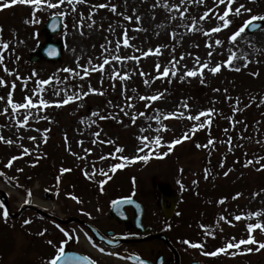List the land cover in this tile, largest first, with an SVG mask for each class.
Segmentation results:
<instances>
[{
	"label": "rangeland",
	"instance_id": "rangeland-1",
	"mask_svg": "<svg viewBox=\"0 0 264 264\" xmlns=\"http://www.w3.org/2000/svg\"><path fill=\"white\" fill-rule=\"evenodd\" d=\"M74 4L73 8L64 0L57 8L43 7L35 13L37 23L26 22L33 19V9L28 5L0 10V38L9 43L4 63L11 71L9 75L0 66V77L7 81L0 86V97H4L0 100V137L4 138L0 140V190L11 212L21 210L17 218L9 219L1 215L0 202V264H45V259L42 262L39 258L50 257L54 248L68 242L74 249L85 250L82 235L73 224L65 228L74 234L67 241L51 218L37 216L28 206L38 200L48 205L47 209L39 208L59 218L73 213L96 216L104 222L111 187L102 188L101 177L110 178L111 185L120 191L131 188L128 183L136 181L139 191L134 195L145 202L148 210L156 207L150 191L154 182L176 188L180 203L169 221L170 229L177 244L195 253V258H208L205 249L247 238V224H264V168L260 167L264 164V38L253 36L264 20L258 19L260 28L245 30L235 41L229 37L251 16H264V0H235L233 10L243 4L251 12L242 10L239 16L230 13L232 23L216 33L210 30L222 25L219 16L227 0L224 4L219 0H74ZM100 4L106 7H98ZM205 12L207 17L201 19ZM54 14L64 22L61 31L53 36V40L64 42L62 57L55 63H29V53L44 42V24ZM125 30L128 46L123 44ZM217 40L222 43L216 44ZM158 46L160 53L155 54ZM150 49L152 52L145 57L143 53ZM116 56L121 59L115 60ZM229 56H233L231 66L225 63ZM105 58L109 63L103 71L83 76L85 67L98 66ZM205 62L208 67L201 69ZM157 64L161 66L159 70ZM216 64L221 69L213 74L210 69ZM173 65L175 75L171 74ZM165 67L170 71L162 76ZM65 68L73 69V73L63 71ZM188 70H198V74L187 76ZM50 77L51 83L41 86L43 90L33 96L37 81ZM12 82L15 89L11 88ZM90 86L97 91H90ZM9 91L17 103H23L26 94L34 102L43 98L52 103L13 113L7 104ZM85 92L88 95H83ZM70 95L81 98L59 107L54 103ZM152 95L160 98H139ZM209 109L213 111L207 117L188 119L189 115L195 117ZM29 111L27 123H18ZM169 113L176 115L169 117ZM201 124L203 127H199ZM185 134L190 139H182ZM141 137L147 139L142 141ZM157 137L161 138L158 147L154 144ZM174 139L181 143L169 153L168 146ZM209 139L213 141L211 145ZM198 144L207 146L197 147ZM117 147L123 151L116 152ZM137 148L144 150L138 152ZM150 152L146 163L130 162L132 157ZM157 152L168 154L157 158ZM121 156L128 157L129 162L113 173L111 166L121 163ZM12 157L18 158L8 166ZM248 160L253 163L245 166ZM62 168L71 171L61 172ZM45 191L50 199L43 196ZM74 198L75 203L70 201ZM214 199L220 200L210 201ZM236 215L242 219L236 220ZM25 220L30 223L25 224ZM253 236L264 241V232L259 229ZM185 240L202 241L209 247H187ZM48 241H52L53 249L50 245L44 247ZM248 247L254 249L257 245L232 248L219 254L222 259L216 263L264 264V249L247 252Z\"/></svg>",
	"mask_w": 264,
	"mask_h": 264
},
{
	"label": "snow or ice",
	"instance_id": "snow-or-ice-1",
	"mask_svg": "<svg viewBox=\"0 0 264 264\" xmlns=\"http://www.w3.org/2000/svg\"><path fill=\"white\" fill-rule=\"evenodd\" d=\"M76 3H80L82 2V0H75ZM200 2H202V0H200ZM219 2L221 4H224L225 3V0H219ZM64 3V0H56V2H52V0H5V2L3 3H0V10H4V9H7V8H10L16 4H24V5H28L30 7H32L33 9V19L31 21H26V22H31V23H37L38 21L34 18L35 17V13L36 11L38 10H41L43 7H47V8H57L60 6V4H63ZM67 3L70 4V5H73V8L75 7V4H74V0H67ZM181 3H183V0H181ZM235 3V0H227V7L225 9V11L223 12V14L221 16H219V19L222 21V25H219L213 29H211L210 31L211 32H219L221 30V27L223 28H227L231 23L232 21L229 19V14L232 13L233 15H236V16H239L243 11L245 12H251V9H247L245 8V6L243 4L239 5V7H236L234 10L232 9V5ZM98 7L100 8H104L106 7L105 4H100L98 5ZM112 11H116V7L115 5L112 6ZM211 11V10H209ZM55 15V14H54ZM59 15L63 16L64 13H59ZM208 13L205 12L204 15L201 17V19H204L205 17H207ZM181 16H183V13H181ZM125 19H132L131 17H125ZM140 17L137 16L136 17V20H139ZM264 20V16H251L249 20L245 21V24L244 26H241L236 32H234L232 34L231 37H229L230 40L232 41H235L237 39L238 36H240V34L242 32L245 31V26H248V25H251L253 21H256V20ZM89 27H91V25H89ZM0 32H2V29H0ZM207 34V33H206ZM124 40H123V44L125 46H128V37H127V30H125L124 32ZM222 41L220 40H217L216 41V44H221ZM103 47V46H102ZM117 47H119V42H117ZM9 49V43L5 40H3L2 38H0V66H3V70L8 73L9 75H11V71L7 68V66L5 65L4 61H5V56H4V52L6 50ZM152 52V50L150 49L149 51H146L143 53V55L145 57H147L150 53ZM160 53V47L158 46L156 49H155V54H159ZM234 55V54H233ZM209 56H211V53H209ZM17 59H19V57H17ZM115 60H120L121 57L119 56H116L114 57ZM132 59H138L137 57H132ZM233 59V56H229V59L228 61H226L225 63L228 64L229 66H231V61ZM173 60H175V57H173ZM109 63V60L107 58H105L103 60V63L99 64L98 66H95L91 69H89L88 67H85L84 68V72H83V76H88L89 73L91 71H103L104 69V66L106 64ZM197 63H199V58L197 57ZM246 66V65H245ZM160 64H157L156 65V68L159 70L160 69ZM208 67V64L207 62L203 63L200 65V68L203 69V68H207ZM221 69V65L220 64H216L215 67H212L210 69V71L215 74L217 72H219ZM237 71H239V69L237 68L236 69ZM63 71L65 72H69V73H73V69L71 68H65L63 69ZM169 68L165 67L163 69V72L160 73V75L162 76H167L169 74ZM76 75H79V73H75ZM172 75H175V67L173 65V69H172V72H171ZM198 74V70H188L186 72V75L187 76H196ZM33 76L36 75L35 72L32 73ZM113 75H116V73H114ZM201 75H202V72H201ZM252 75H258V73H252ZM83 78V77H81ZM17 79H20V77L17 75ZM52 80V77H50L49 79L47 80H38L37 81V88L33 90V93L32 95H36L38 91H42V87L43 85H47L50 83V81ZM203 82V81H201ZM145 83H147V81H145ZM7 84V81H5V79L3 77H0V86H5ZM16 87V84L15 82H12L11 83V88L12 89H15ZM25 87H27V83L25 81ZM90 91L92 92H96L97 90L96 89H93L89 88ZM218 91V90H217ZM56 95H59V91H57L55 93ZM100 94H103V93H100ZM83 95H88L87 92L83 93ZM81 97L79 95H70V96H67L65 99H63L62 101H56L54 102L56 104L57 107H59L61 104H68L70 101L72 100H75V99H80ZM141 100H145V99H149V100H152V101H155L157 99H159L160 97L158 95H152L151 97H144V96H141L139 97ZM4 97H0V100H3ZM131 99V98H129ZM50 103L52 102H49L43 98H40L38 100V102H34L32 97L31 96H28L27 94L25 95L24 97V102L23 103H17L14 101L13 99V93L12 91H9L7 93V104L10 105L11 107V110L13 113H15L17 110L19 109H33V108H37V107H49L50 106ZM185 108L188 107L187 104L184 105ZM5 112L8 111L7 108L4 109ZM213 110L212 109H209L207 111H201L197 116L193 117L191 115L188 116V119H195V120H199L201 116H209L210 113L212 112ZM127 115V113H125ZM31 115V112L29 111L25 116H24V119L23 121H18V123H22V124H26L27 121H28V118L29 116ZM93 115H97V113H93ZM169 117H172V116H175L176 113H169L168 114ZM183 115V114H181ZM210 122V121H209ZM133 123H135V117H133ZM199 127H203V124L199 125ZM143 131V130H142ZM193 132L196 131V128L194 127L192 129ZM95 135H99V133H95ZM29 139H32L34 140L35 137H29ZM142 141L143 140H146L147 137H141L140 138ZM182 139H190V137L185 134L183 136ZM0 140H4L3 137H0ZM65 140L67 141V137H65ZM160 141H161V138L160 137H157L155 140H154V144L158 147L160 145ZM6 143H11V141H4ZM96 141H93V143H95ZM108 143H112V141H108ZM181 143V140L180 139H174L170 142L169 146H168V151L170 152L172 150V147L176 144H179ZM213 143L212 139H209L208 141V144L211 145ZM207 145H197V147H206ZM144 147H149L148 144H145ZM143 148H137V151L138 152H143ZM87 151H91V149H88ZM123 149L122 148H119L117 147L116 148V152H122ZM28 150L25 149L24 150V154H27ZM168 154V152H163V153H159L157 152L156 155H157V158H163V156H166ZM111 155H115V153H112ZM151 155L152 153L150 152L148 155H139V156H134L131 158L130 162H135L136 160H142L144 161L145 163L151 158ZM18 157H12L11 160H9V164L8 166H11V163H12V160H15L17 159ZM101 159H105V157H101ZM119 159L122 161L121 163H115L111 166V171L113 173L116 172L117 169H120V168H123L125 167V163L124 162H129V158L128 157H124V156H121L119 157ZM253 161L252 160H248L246 162V165L247 166L248 164H252ZM261 168H264V164H261L260 165ZM68 171H71V169H64L62 168L61 169V172H68ZM207 171V170H206ZM3 173H0V175H2ZM104 175H107V173H103ZM228 173H225V175H227ZM85 175L87 176L88 173L85 172ZM106 181H101V184L105 183ZM29 195H31V193L29 192ZM240 194L237 193V196H239ZM26 203L28 201H25ZM122 201H113L114 204H117V203H121ZM223 201H221L222 203ZM3 215L4 217H7L8 213L7 211H4L3 212ZM250 216H258L259 213H250L249 214ZM220 219H225V217L221 216ZM235 219L236 220H241L242 219V216L241 215H236L235 216ZM229 223H231V221H228ZM25 224H28L30 223L29 220H25L24 221ZM201 227H204V225H201ZM259 229L261 232H264V224L260 223V222H257V223H249L247 224V233H248V236H247V239H241L239 240L238 242H228L227 244H225L223 247H220V248H217L215 251H211V252H204V255H210V256H216V255H219L221 253H225L227 252L229 249H232V248H236V249H239L241 245H257V247H255L254 249L252 247H248L245 249V251L247 252H251L253 250L259 252L260 250L264 249V241H257L255 239V237L253 236V232L255 230ZM41 235H43V233H41ZM49 244L52 243V241H48ZM65 243V242H62V244ZM184 243L186 244H189L191 247L193 248H203V244H200V243H194V242H190V241H187L185 240ZM101 252L104 251L103 248L100 249ZM112 255H118V253H111ZM236 253H232V255H235ZM49 264H66V261H65V255H64V248L61 246L57 252H56V255L50 260ZM92 264H95V262H92ZM141 264H143V262H141Z\"/></svg>",
	"mask_w": 264,
	"mask_h": 264
},
{
	"label": "flooded vegetation",
	"instance_id": "flooded-vegetation-1",
	"mask_svg": "<svg viewBox=\"0 0 264 264\" xmlns=\"http://www.w3.org/2000/svg\"><path fill=\"white\" fill-rule=\"evenodd\" d=\"M126 213L129 216V219L126 222L119 221L118 219H115L114 217L110 215H106L105 221L100 222L98 219L88 218V221L95 224L100 231H102L107 237L106 240L100 241L95 239L93 236H91L90 229L87 226H84L79 220H73V224L75 226H78V228H81L84 232H86V236H88V240L91 244V246H94L97 248V250H100L101 248L104 249V251L109 250L110 243L115 235H119L125 238H140L144 235L151 234L152 232H159L160 230L165 231V227L163 225L155 224L149 225L146 222L142 221L141 223L146 228V232L140 233L139 230H137L133 223L132 219L134 216V211L131 208H125ZM80 220H84L79 217ZM110 231H113L114 234L108 235ZM173 244V243H172ZM177 253H179V257L174 256L172 251L160 240H153V241H145V242H130L122 244L119 247H116L114 251L122 252V254L126 257L124 259L123 264H194L195 262H198L199 264H218L216 261H220L222 258L216 257V258H204L202 259V256H199L201 258H195V253L188 252L178 245H176ZM80 252L88 255L93 259V262L95 264H111L107 261H101L97 257H92V253L88 250H79ZM132 255H136L137 259H132Z\"/></svg>",
	"mask_w": 264,
	"mask_h": 264
},
{
	"label": "water",
	"instance_id": "water-1",
	"mask_svg": "<svg viewBox=\"0 0 264 264\" xmlns=\"http://www.w3.org/2000/svg\"><path fill=\"white\" fill-rule=\"evenodd\" d=\"M52 26V27H51ZM60 24L58 20H54L52 24H50L48 28V33L47 37L49 38L54 31H57L59 28ZM260 26V22H252L251 25L246 26V29L253 31L254 29H257ZM61 48L62 44L56 43V42H50L47 40V43L44 46H39L36 48V50L31 54L30 56V61H35L38 60L42 57H45V59L55 61L61 56ZM160 190H162V187H158ZM168 216V215H166ZM156 237H161L159 234L154 237L150 238H156Z\"/></svg>",
	"mask_w": 264,
	"mask_h": 264
},
{
	"label": "bare ground",
	"instance_id": "bare-ground-1",
	"mask_svg": "<svg viewBox=\"0 0 264 264\" xmlns=\"http://www.w3.org/2000/svg\"><path fill=\"white\" fill-rule=\"evenodd\" d=\"M253 36H254V39L255 38H257V39H263L264 38V24H263V27L257 33H255ZM34 202L41 205L42 207H48V205L45 202L38 201V200H34Z\"/></svg>",
	"mask_w": 264,
	"mask_h": 264
}]
</instances>
